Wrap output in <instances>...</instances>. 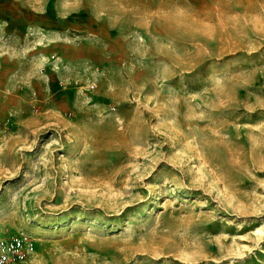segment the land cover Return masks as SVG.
<instances>
[{"label": "rangeland", "instance_id": "374dc122", "mask_svg": "<svg viewBox=\"0 0 264 264\" xmlns=\"http://www.w3.org/2000/svg\"><path fill=\"white\" fill-rule=\"evenodd\" d=\"M22 264H264V0H0V240Z\"/></svg>", "mask_w": 264, "mask_h": 264}, {"label": "built area", "instance_id": "2783aa9c", "mask_svg": "<svg viewBox=\"0 0 264 264\" xmlns=\"http://www.w3.org/2000/svg\"><path fill=\"white\" fill-rule=\"evenodd\" d=\"M28 238L14 236L0 240V264H22L29 256Z\"/></svg>", "mask_w": 264, "mask_h": 264}, {"label": "bare ground", "instance_id": "6f19581e", "mask_svg": "<svg viewBox=\"0 0 264 264\" xmlns=\"http://www.w3.org/2000/svg\"><path fill=\"white\" fill-rule=\"evenodd\" d=\"M24 263V262H23Z\"/></svg>", "mask_w": 264, "mask_h": 264}]
</instances>
